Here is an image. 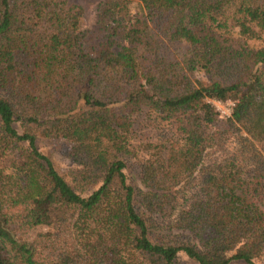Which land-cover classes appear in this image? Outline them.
<instances>
[{
	"label": "trees",
	"instance_id": "1",
	"mask_svg": "<svg viewBox=\"0 0 264 264\" xmlns=\"http://www.w3.org/2000/svg\"><path fill=\"white\" fill-rule=\"evenodd\" d=\"M81 14L0 0V153L26 144L0 167V264L264 257V0H102L94 42ZM214 99L233 102L229 116ZM143 108L183 143L144 145L137 184L125 169ZM40 137L69 141L71 182Z\"/></svg>",
	"mask_w": 264,
	"mask_h": 264
},
{
	"label": "rangeland",
	"instance_id": "2",
	"mask_svg": "<svg viewBox=\"0 0 264 264\" xmlns=\"http://www.w3.org/2000/svg\"><path fill=\"white\" fill-rule=\"evenodd\" d=\"M101 1L102 0H67L69 4L81 7L82 14L80 17V27L84 31L89 42H94L98 39V35L95 31V12L97 5ZM130 9L133 14H139V7L136 2L130 3ZM233 34L236 36V30ZM261 43L260 40H250L248 45L250 47H257L261 45ZM199 76L201 75L199 74ZM228 102H230V100L223 103L226 105ZM224 116V114H220V117ZM13 126L18 132L22 131V126L19 122H15ZM128 140L130 154H128L125 173L130 182L137 184H139L140 178L139 158L144 154V145L156 144V142L162 141L165 146L169 148L170 146H178L183 143L182 135L170 125L169 120L164 115H160L148 108H143L134 116L133 125L128 134ZM69 145V141L63 138L40 137L37 140L38 149L47 155L54 163L57 171L67 181L71 182L72 180L69 175V170L74 167V164L64 155V150ZM25 148L26 144H20L16 145L10 152L0 153V167L4 168L6 172H11L14 165L19 166L17 162L22 160V155L26 152ZM209 150L212 157L218 153H213L215 150L212 148ZM179 260L183 263L190 262L183 252L179 253ZM263 261L264 257L260 256L253 260V264H264ZM229 264L247 263L242 260H232Z\"/></svg>",
	"mask_w": 264,
	"mask_h": 264
},
{
	"label": "built area",
	"instance_id": "3",
	"mask_svg": "<svg viewBox=\"0 0 264 264\" xmlns=\"http://www.w3.org/2000/svg\"><path fill=\"white\" fill-rule=\"evenodd\" d=\"M211 103L214 105L215 109L220 113V114H224L225 116H229L231 113V108L233 106V102L230 101L228 102L226 105L219 101V100H212ZM232 105V106H231ZM231 106V107H230Z\"/></svg>",
	"mask_w": 264,
	"mask_h": 264
}]
</instances>
